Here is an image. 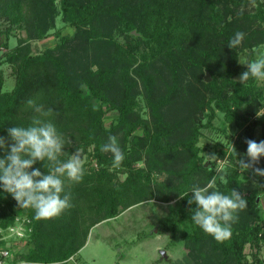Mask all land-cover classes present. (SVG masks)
<instances>
[{"label":"trees","instance_id":"obj_1","mask_svg":"<svg viewBox=\"0 0 264 264\" xmlns=\"http://www.w3.org/2000/svg\"><path fill=\"white\" fill-rule=\"evenodd\" d=\"M57 1L65 25L76 33L68 37L57 31L56 46L35 55L21 42L0 59V136L7 138L11 126L31 124L38 115L27 104L31 99L44 111L52 109L51 115L41 118L63 135L66 145L60 159L67 160L76 148L81 149L85 173L78 183L65 181L71 207L50 219L37 220L32 208L20 207L0 187V230L14 226L19 215L31 221L32 233L21 242L28 248L17 260L68 264L100 223L149 200H178L177 216L164 229L173 240L180 238L193 260L250 264L245 252L249 246L251 264H264L260 257L264 211L257 203L264 182L252 188L253 179L264 177L239 167L240 158L247 160L245 139L264 140V113L258 116L264 110V88L252 78L245 85L234 79L239 46L227 45L239 27L220 8L254 5L256 12L248 19L260 27L264 0H0V39L6 40L0 49L8 47L15 30L26 31L29 38L47 36L55 27ZM250 31L259 36L256 44L264 43V30ZM247 42L245 46H255L251 38ZM4 61L12 67L11 91H5ZM207 73L212 78L209 83ZM197 85L204 90L200 92ZM140 98L149 119L141 115ZM197 111L202 118H196ZM219 112L225 123L240 130V137L229 154L235 166L230 167L227 183L217 175L216 188L224 194L236 189L247 200V207L237 213L231 236L223 241L195 225L191 209L196 205L188 204L192 186L203 187L217 174L198 144ZM112 113L118 117L107 125L105 118ZM110 135L117 137L124 154L119 166H113L111 153L100 150ZM142 160L147 168L135 166ZM33 167L48 172L47 161H37ZM256 167L264 169V157ZM162 172L167 180L155 181L154 175ZM181 226L186 230L178 237ZM6 247L7 242L0 241V248Z\"/></svg>","mask_w":264,"mask_h":264},{"label":"clouds","instance_id":"obj_2","mask_svg":"<svg viewBox=\"0 0 264 264\" xmlns=\"http://www.w3.org/2000/svg\"><path fill=\"white\" fill-rule=\"evenodd\" d=\"M244 35L243 32L235 33L227 47H238ZM254 52L255 59L242 63L246 65V71L238 77L242 85L250 78L264 81V45ZM27 104L38 114L32 118L31 124L11 126L7 129V138L0 136V152H3L0 155V187L10 193L20 207L32 208L37 220L50 219L71 207V194L65 192V181L78 183L83 179L85 159L82 150L76 148L67 160H61L66 145L63 135L51 121L41 118L51 115L52 109L44 111L42 105H36L31 99ZM244 142L247 160L240 158L239 167L251 170L254 176L264 177V169L256 167L264 157V140L257 142L246 138ZM100 150L112 154L113 166H119L124 159L114 135L108 137V142L101 145ZM208 158L216 159L214 155ZM37 161H47V173L33 167ZM208 169L212 170L211 167ZM217 175L221 182L227 183L225 175L217 170L205 186H192L188 204L196 205L191 209V220L195 225L215 240L223 241L231 236L232 225L238 221L237 213L247 207V200L236 189L230 194L220 192L216 188Z\"/></svg>","mask_w":264,"mask_h":264},{"label":"rangeland","instance_id":"obj_3","mask_svg":"<svg viewBox=\"0 0 264 264\" xmlns=\"http://www.w3.org/2000/svg\"><path fill=\"white\" fill-rule=\"evenodd\" d=\"M55 5L57 10L55 27L48 32L47 36L41 39L29 38L26 31L15 30L9 38L8 47L0 49V59L5 58L6 53L17 48L21 42V47H31L33 55L40 54L48 48H53L57 44L55 36L57 31H61L64 36L73 37L76 29L65 25L60 10V1H57ZM220 8L227 19L231 18L238 23L236 26L239 27L238 32L245 34L239 45V70L234 78L238 81L240 74L246 71V65L242 63L255 59L254 50L264 45V43L256 44L257 39L259 41V36L258 38L252 36L250 30H264V24L259 27L257 23H252L248 19L249 15L256 12L254 5L235 9L232 6L227 8L223 4L220 5ZM116 37L123 40L119 34H116ZM198 38L196 41L199 40ZM248 38H251L255 42V46H245L248 44ZM3 41L6 42L4 37L0 39V44ZM1 68L5 73V91H11L15 86L12 67L4 61L1 64ZM259 85L264 88V81H259ZM197 86L200 88V92L204 90L203 86ZM201 96L203 95L199 97ZM140 101L143 106L141 115L143 119H149V111L142 98H140ZM263 113L264 110L258 116ZM117 117V114H108L105 118V123L109 125ZM202 117L203 114L197 111L196 118L200 119ZM204 123H206V119ZM261 136L262 130L259 128L257 129V137L261 138ZM239 137L240 130L231 124L225 123L223 114L220 112L213 122V127L202 131L198 146L204 149V160H206L207 164L210 162L214 163L216 172L219 170L221 174L225 175L226 179L230 167L235 166L230 163L229 154L235 146V142L239 140ZM223 152H226L225 157L222 156ZM213 155L216 159L211 160L208 158ZM83 158L86 162V158ZM135 166L147 168L144 160L138 162ZM120 178L123 180L125 176L121 175ZM154 180L164 182L167 180V176L165 172H162L154 175ZM263 182L264 180L253 179L252 188L262 186ZM259 190L261 191V195L257 200H259L258 204L264 211V188L261 187ZM178 202V200H174L170 203H161L156 200H149L123 211L115 219L100 223L91 230L86 246L76 257L71 258L68 264H205V262L200 263L193 260L189 255V250L181 243L180 238L173 240L171 232L164 229L166 225L168 226V224L172 223V218L177 216ZM180 228L177 234L178 237L182 234L181 230H186V226H181ZM162 251L167 253L168 259H162ZM245 252L251 264L253 262V258L250 255L252 249L248 246ZM260 257L264 259V247L262 248Z\"/></svg>","mask_w":264,"mask_h":264},{"label":"built area","instance_id":"obj_4","mask_svg":"<svg viewBox=\"0 0 264 264\" xmlns=\"http://www.w3.org/2000/svg\"><path fill=\"white\" fill-rule=\"evenodd\" d=\"M31 221L24 215H19L16 218L14 226L9 227L6 230H0L3 238L0 241H6L7 247L0 248V264H36L26 261H18L17 256L19 253H23L28 248L26 243L24 245L21 242H27L32 228L29 226Z\"/></svg>","mask_w":264,"mask_h":264},{"label":"water","instance_id":"obj_5","mask_svg":"<svg viewBox=\"0 0 264 264\" xmlns=\"http://www.w3.org/2000/svg\"><path fill=\"white\" fill-rule=\"evenodd\" d=\"M205 80H206L207 83L211 82L212 79L210 78V74L209 73L206 74ZM205 166L207 167V164ZM258 201L259 200H257V203H258ZM161 256H162L163 260L168 259L167 253L165 251L161 252Z\"/></svg>","mask_w":264,"mask_h":264}]
</instances>
